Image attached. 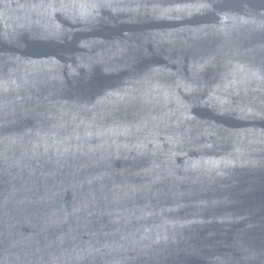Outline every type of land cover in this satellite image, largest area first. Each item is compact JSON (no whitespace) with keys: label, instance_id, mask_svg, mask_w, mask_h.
I'll use <instances>...</instances> for the list:
<instances>
[{"label":"water","instance_id":"1","mask_svg":"<svg viewBox=\"0 0 264 264\" xmlns=\"http://www.w3.org/2000/svg\"><path fill=\"white\" fill-rule=\"evenodd\" d=\"M0 264H264V0H0Z\"/></svg>","mask_w":264,"mask_h":264}]
</instances>
